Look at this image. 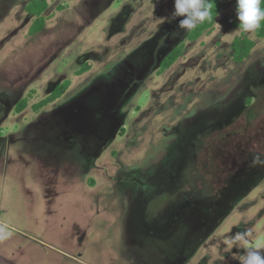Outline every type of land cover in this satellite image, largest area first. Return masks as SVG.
<instances>
[{
  "label": "rangeland",
  "instance_id": "rangeland-1",
  "mask_svg": "<svg viewBox=\"0 0 264 264\" xmlns=\"http://www.w3.org/2000/svg\"><path fill=\"white\" fill-rule=\"evenodd\" d=\"M32 1L0 0V264H241L257 243L264 253V111L234 127L257 152L214 153L211 139L215 121L237 117L233 101L264 91V38L239 30L235 6L190 41L174 0H43L45 26L29 35ZM235 38L254 43L239 63ZM200 174L205 187L186 182Z\"/></svg>",
  "mask_w": 264,
  "mask_h": 264
},
{
  "label": "clouds",
  "instance_id": "clouds-1",
  "mask_svg": "<svg viewBox=\"0 0 264 264\" xmlns=\"http://www.w3.org/2000/svg\"><path fill=\"white\" fill-rule=\"evenodd\" d=\"M173 16L182 18L178 21L180 29L192 30L210 17V6L206 0H174ZM236 18L239 30L255 31L264 23V0H236ZM248 235V232H238L233 241H243L248 245ZM260 247L257 243L254 248L243 253L240 256L241 264H264V253L257 250Z\"/></svg>",
  "mask_w": 264,
  "mask_h": 264
},
{
  "label": "trees",
  "instance_id": "trees-1",
  "mask_svg": "<svg viewBox=\"0 0 264 264\" xmlns=\"http://www.w3.org/2000/svg\"><path fill=\"white\" fill-rule=\"evenodd\" d=\"M206 3L210 6V17L204 22L198 24L196 28L192 29L189 32L188 39L190 41L196 40L203 34V32H205L206 30H210L213 24L215 23L217 16L228 10L233 5L236 8V0H206ZM47 8L48 4L43 0L32 1L27 5L26 11L36 16V19L34 20L33 24L31 25L28 31L29 35H35L43 29L46 19L42 15ZM223 25L231 26L232 28L238 27V24H236V22H230L227 20L224 21ZM255 35L260 39L264 38V23H262L261 26L255 30ZM253 45L254 43L247 38H235L232 44L233 60L236 62H241L245 57L248 56L251 49L253 48ZM181 51L182 46L173 49L164 59L163 64L161 66V70L159 72L162 73L166 69H168L180 56ZM61 88L63 89V87L57 88L48 99L39 103L36 108H40L58 99L62 94ZM25 106L26 101H20L18 103L17 111H22Z\"/></svg>",
  "mask_w": 264,
  "mask_h": 264
},
{
  "label": "flooded vegetation",
  "instance_id": "flooded-vegetation-1",
  "mask_svg": "<svg viewBox=\"0 0 264 264\" xmlns=\"http://www.w3.org/2000/svg\"><path fill=\"white\" fill-rule=\"evenodd\" d=\"M25 10H26V8H25ZM46 10L43 12L42 16H44V13L46 12ZM27 13L29 15H32L29 12H27ZM32 16H34L35 19H36L35 15H32ZM187 38H188V35H187ZM179 46H181V45H179ZM175 48H177V46ZM164 59H163V61H164ZM163 61L161 63V66L163 64ZM236 63H239V62H236ZM161 66H160L159 70H161ZM250 91L251 92H250L249 98H244V100H242V102H240L238 100H235V101L232 102L233 106H236L237 104H239L238 107H240L239 111H234V114L236 113V116H237L236 118H234L232 121L231 120L230 121L223 120V121L226 122L225 124H220V122L218 124H216L217 122L216 121L214 122L215 123L214 132L212 133V137H211V139H215V141H214V153H216V152L222 153L223 151L224 152L227 151V152L235 153V154H232V155H237V154H243L244 155V154H248V153H252V152H257V151H248V150H246V147H242V146H246L247 142H249V140H251V138H249V136H251L249 134V132H246L244 134V132H237L236 131L237 129L234 128L235 124L237 123V121L240 120V119H243V118L245 119L246 127L247 128L250 127L251 123H254L257 120V118L261 117V116L257 115L259 113L260 109H262L261 111H264V91H262V93L259 92L258 94H254L253 89H251ZM233 109H234V107L232 108V111H233ZM256 111H258V112L256 113ZM211 139H207V141H209ZM228 141H230V142H228ZM209 146H211V144H209ZM207 147L204 144L202 147H200L199 151L201 153H205V152H207L205 150ZM208 150H209L208 153L210 154V152L212 151V147L208 148ZM192 176L193 175L190 176L191 179L186 180V182L188 184L192 185L193 187H199L200 183H203L200 186H204V187L206 186L204 177H202L201 174H200V177L199 176L198 177L194 176L195 178H198L196 180ZM229 180L232 181L231 178H229ZM225 184H227L226 187H228L229 186V181L228 180L225 181ZM196 193L198 194L197 198H203L201 196V190H197ZM221 194H222V192L219 191L218 195H216V197L213 196V198H212L213 201L212 202L213 203H217V200L220 199ZM207 197H209V196H207ZM184 198H185V193H184Z\"/></svg>",
  "mask_w": 264,
  "mask_h": 264
},
{
  "label": "crops",
  "instance_id": "crops-1",
  "mask_svg": "<svg viewBox=\"0 0 264 264\" xmlns=\"http://www.w3.org/2000/svg\"><path fill=\"white\" fill-rule=\"evenodd\" d=\"M27 5H28V4H27ZM27 5H26V6H27ZM25 8H26V7H25ZM45 19H46V18H45ZM45 23H46V21H45ZM44 26H45V25H44ZM37 34H38V33H37ZM76 262H78V263H82V262H80L79 260H76Z\"/></svg>",
  "mask_w": 264,
  "mask_h": 264
}]
</instances>
